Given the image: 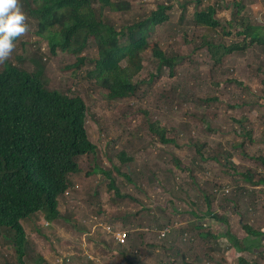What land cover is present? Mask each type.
Instances as JSON below:
<instances>
[{
    "label": "rangeland",
    "instance_id": "374dc122",
    "mask_svg": "<svg viewBox=\"0 0 264 264\" xmlns=\"http://www.w3.org/2000/svg\"><path fill=\"white\" fill-rule=\"evenodd\" d=\"M126 1L130 4L128 12L105 11L116 28L142 19L160 3L170 6L167 10L169 18L155 28L150 40L177 59L172 73L163 68L157 74L156 62L150 52L142 53L143 69L138 77L144 82L133 97L110 101L104 90L96 86L95 80L89 77L97 52L92 40L88 41L82 53L87 60L84 64L71 68L75 57L58 50L55 55H51L46 39L36 34L35 22L29 18L30 34L17 42L16 51L7 61L28 71L34 70L33 61L39 62L46 89L70 92L83 98L89 110L86 130L90 141L97 146V153L80 158L82 171L70 175V190L57 198L61 217L47 222L43 218V212H37L21 222L27 242L20 262L15 258L12 245L5 242V232L0 229V264H116L119 260L117 254L110 251L103 253L102 241L111 243L110 235L103 231L105 227L113 226L129 233V228L120 220L114 225H110L107 220L112 214L116 216L120 211L135 212L140 207L141 215L136 219L140 225L136 230L141 233L142 242L146 245H160L165 237H160L159 229L153 227L155 224L163 226L161 230L166 227L171 232L178 230L185 225L184 214L199 208V194L197 196L192 186H189V173L185 169L190 167V160L194 155L190 140L214 146L213 142H217L215 140L218 136H214L213 130L238 126L229 119L239 115L234 109L239 104L247 103L246 112L251 113V116L258 115L256 126L263 120L260 119V114L264 113L263 45L254 44L243 52H233L225 56L220 65L213 66L205 49L196 48L206 31L193 24L195 0H187L184 9L178 3L179 0ZM216 1L205 0L201 6L212 5ZM234 1L244 6L241 17L264 25V0H225L228 7L219 9L217 16L229 19ZM238 30V26L231 27L229 36L222 34L227 45L243 38L236 35ZM262 34L264 35V31ZM33 36L37 39L33 40ZM211 36L213 33H210ZM15 57H22L23 64H17ZM216 82H219L218 86L215 85ZM207 96L217 99L216 103L209 105L216 112L214 116L209 111L202 115L204 105L200 99ZM230 99L239 101L237 104L231 103L232 106L229 107ZM254 103L257 107L252 106ZM205 122L210 130L208 132ZM155 129L169 133L179 130L182 135L176 140V146L166 145L160 141ZM165 137L168 138L169 135L165 134ZM122 149L132 158L128 172H131L136 187L112 166L115 164L121 172H126L127 164H122L117 157ZM173 158L179 160L184 168L177 167ZM96 163L110 171L122 194L132 195L138 201L136 207H132L127 200L116 204L111 202L114 190L108 189L109 180L102 173L87 174ZM209 167L210 173L218 175V164L211 162ZM189 201H194L196 206H190ZM98 206L103 207L100 215L95 212ZM158 207L166 212L160 214L158 209L155 210ZM146 209L155 210V216L151 213L150 217L144 218ZM173 210L181 215H173ZM65 215L75 218L78 224L75 226L70 219H62ZM172 239L165 238L167 245L164 246L167 247ZM176 242L184 251L181 240L176 239ZM156 252V248L150 247L145 250V257L158 259L164 251L161 249L160 253L159 249L158 256ZM167 253L169 252L164 254ZM37 255L42 262L36 261ZM166 258L171 259L169 254ZM173 263L182 264L181 258L178 257Z\"/></svg>",
    "mask_w": 264,
    "mask_h": 264
},
{
    "label": "trees",
    "instance_id": "16d2710c",
    "mask_svg": "<svg viewBox=\"0 0 264 264\" xmlns=\"http://www.w3.org/2000/svg\"><path fill=\"white\" fill-rule=\"evenodd\" d=\"M204 1L195 0L196 8L192 16L193 24L206 31L200 37L196 48L205 49L213 66L220 65L222 59L233 52H243L254 44L264 46L262 34L264 25L241 17L244 6L240 2H232L233 8L230 9L229 19H224L217 16V11L228 7L225 0H217L215 4L201 6ZM186 2L187 0L178 1L182 9ZM20 3L27 17L35 22L36 34L46 39L51 55H55L58 50L75 57L71 68L84 64L87 59L82 53L88 41L92 40L95 43L97 52L92 61L94 68L89 72V77L95 80L96 86L104 90L110 101L127 99L138 92L139 86L144 82L138 77L143 69L142 53L150 52L156 62L157 74H160L163 68H167L172 73L177 64L176 56L163 51L158 44L150 40L155 28L169 18L167 10L170 6L165 3L157 5L155 10L150 11L142 19L133 20L131 24L119 28L110 21L105 11L118 13L130 11V4L126 0H20ZM237 26L239 30L236 35L243 38L227 45L223 35L229 36L231 34L229 29ZM210 33H213V36L210 37ZM14 59L18 60L17 64H23L22 57ZM39 61L41 62V59ZM33 63L35 68L32 71L16 67L15 64L12 65L7 61L0 65V229L7 236L5 242L10 243L14 248L18 262L25 254L27 242L21 222L37 212H43V218L47 222L61 217L57 208V198L66 195L70 190V175L82 171L80 158L97 153V146L90 141L86 130L89 110L83 98L70 92L62 93L46 89L41 78L42 66L39 62L33 61ZM215 85L218 86L219 82ZM200 101L204 105L202 115H205L206 111L213 116L216 114L209 108L210 104L217 102L216 98L207 96ZM238 101V99H230L228 106L231 107V103L237 104ZM254 107H257V104L254 103ZM243 122L244 120L239 121L238 126H243ZM205 125L207 127L206 122ZM229 130L227 133L232 131ZM206 131H210L208 127ZM154 132L159 134L163 144L175 146L176 140L182 135L179 130L169 133L155 129ZM216 132L217 130H213V133ZM165 134L169 137L166 138ZM251 135L252 132L249 137ZM238 139L239 137H234L232 144L238 146ZM190 142L194 147V155L190 160V167L185 169L189 173V186H192L198 196L201 187L199 174L203 172L204 165L208 161L220 164L219 153H223V148L220 144L217 149L215 144L213 145L216 147L193 139ZM229 154L226 153L220 160L233 166L228 160ZM117 157L122 164H127L126 172H121L115 164L112 166L136 187L131 172H128L132 158L123 149L119 151ZM173 162L177 167L184 168L176 158H173ZM96 173H102L109 180L108 189L114 190V198H110L111 202L116 204L127 200L126 202L132 207L138 205V201L132 195L120 192L109 170L96 163L87 174ZM205 186L207 191L203 192V200L201 201L199 196L197 198L199 208L187 211L184 214L185 225L165 235V238L170 240L174 237L167 247L164 246L167 245L165 238L160 245H146L142 242V235L136 230L140 225L136 221L141 215L140 207L136 208L135 212L120 211L116 216H112L113 214L110 216L107 220L110 225L120 220L124 226H128L129 233L124 231L126 233L124 244L116 242L111 235V243L103 240L101 244L103 253L110 251L117 254L119 260L116 262L123 264H172L170 259L166 260L168 253H164L167 251L173 256L175 253L178 254L182 264H198L197 256L191 261L185 258L176 239L181 240L183 245L188 244L187 247L190 249L193 248V242L202 236L201 222L214 215L212 210L214 197L209 191L217 189V185L204 182L203 187ZM72 188L76 187L72 186ZM93 192L96 193L95 190ZM194 203L189 201L192 207L196 206ZM156 209L160 214L166 212L159 207ZM155 210H144V218L150 217L151 213L154 217ZM95 212L102 214L103 207L98 206ZM172 214L181 215L176 210H173ZM62 219L65 221L70 219L75 226L78 224V221L70 215L62 216ZM153 227L159 229V232L163 228L158 224ZM112 228L118 230L116 227L112 226ZM150 247L163 249L164 252L155 259V262L152 260L147 263L144 260L145 250ZM36 261L42 262L39 255ZM241 262L242 260L239 264Z\"/></svg>",
    "mask_w": 264,
    "mask_h": 264
},
{
    "label": "crops",
    "instance_id": "0c3cea01",
    "mask_svg": "<svg viewBox=\"0 0 264 264\" xmlns=\"http://www.w3.org/2000/svg\"><path fill=\"white\" fill-rule=\"evenodd\" d=\"M247 106V103L235 106L234 109L239 115L229 119L236 123L244 120L243 126H233L229 133H227L229 129L221 127L215 134L213 133L214 136H218L215 140L217 142L213 144L217 149L220 144L223 153L229 152L228 160L236 167L220 160L225 154H220L218 150L221 165L211 161L220 166L218 175L209 172L210 161L199 174L201 201L203 192L207 191L203 183L217 185V189L209 191L214 197L212 203L214 215L201 222L202 236L193 242L194 247L190 249L187 247L188 244L184 245L185 250L182 253L188 261L197 256L198 264H239L240 260L241 264H264V113L260 114V119L263 120L256 126L258 115L251 116V113H247ZM234 137H239L238 146L232 144ZM184 221L186 223V220ZM187 235L190 236L189 233ZM158 250L159 248H156V254L161 253V250L160 253ZM168 254L171 262L177 260L178 254L175 253L174 256L172 253ZM145 255L147 256L146 253ZM144 260L147 263L152 260L155 262L152 257H145Z\"/></svg>",
    "mask_w": 264,
    "mask_h": 264
},
{
    "label": "clouds",
    "instance_id": "9594fccd",
    "mask_svg": "<svg viewBox=\"0 0 264 264\" xmlns=\"http://www.w3.org/2000/svg\"><path fill=\"white\" fill-rule=\"evenodd\" d=\"M30 31L28 17L22 10L20 0H0V65L12 57L17 42L28 36ZM32 39L37 37L33 36Z\"/></svg>",
    "mask_w": 264,
    "mask_h": 264
},
{
    "label": "built area",
    "instance_id": "2783aa9c",
    "mask_svg": "<svg viewBox=\"0 0 264 264\" xmlns=\"http://www.w3.org/2000/svg\"><path fill=\"white\" fill-rule=\"evenodd\" d=\"M67 193V191H65V194ZM46 223V222H44ZM105 233L108 235H111L113 237V239L121 244L125 243V239H126V233L122 232L121 230H115L110 226L105 227L104 229ZM170 231V228L166 227L163 230L160 231V237L163 238L168 232Z\"/></svg>",
    "mask_w": 264,
    "mask_h": 264
}]
</instances>
